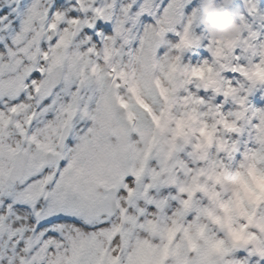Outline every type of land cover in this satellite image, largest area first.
Instances as JSON below:
<instances>
[{
	"label": "snow or ice",
	"instance_id": "6c2138e0",
	"mask_svg": "<svg viewBox=\"0 0 264 264\" xmlns=\"http://www.w3.org/2000/svg\"><path fill=\"white\" fill-rule=\"evenodd\" d=\"M0 0V264H264V0Z\"/></svg>",
	"mask_w": 264,
	"mask_h": 264
},
{
	"label": "clouds",
	"instance_id": "9594fccd",
	"mask_svg": "<svg viewBox=\"0 0 264 264\" xmlns=\"http://www.w3.org/2000/svg\"><path fill=\"white\" fill-rule=\"evenodd\" d=\"M199 23L208 35L219 40L235 39L242 31L241 18L218 0H201Z\"/></svg>",
	"mask_w": 264,
	"mask_h": 264
}]
</instances>
